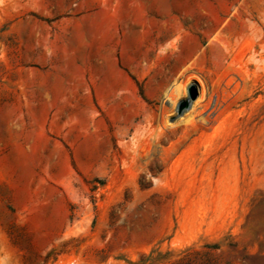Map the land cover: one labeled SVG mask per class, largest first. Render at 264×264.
I'll use <instances>...</instances> for the list:
<instances>
[{
  "label": "rangeland",
  "instance_id": "obj_1",
  "mask_svg": "<svg viewBox=\"0 0 264 264\" xmlns=\"http://www.w3.org/2000/svg\"><path fill=\"white\" fill-rule=\"evenodd\" d=\"M155 258L264 264V0H0V264Z\"/></svg>",
  "mask_w": 264,
  "mask_h": 264
},
{
  "label": "trees",
  "instance_id": "obj_2",
  "mask_svg": "<svg viewBox=\"0 0 264 264\" xmlns=\"http://www.w3.org/2000/svg\"><path fill=\"white\" fill-rule=\"evenodd\" d=\"M211 248H213V249H218V248H220V245L217 244V243H215L214 245H211ZM162 260H163V259L155 258V259H153V260L151 261L150 264H159L160 262H162ZM189 260H190V259H188V257H184V258L182 259V262H187V261H189Z\"/></svg>",
  "mask_w": 264,
  "mask_h": 264
},
{
  "label": "water",
  "instance_id": "obj_3",
  "mask_svg": "<svg viewBox=\"0 0 264 264\" xmlns=\"http://www.w3.org/2000/svg\"><path fill=\"white\" fill-rule=\"evenodd\" d=\"M196 98V89H194L193 99Z\"/></svg>",
  "mask_w": 264,
  "mask_h": 264
},
{
  "label": "bare ground",
  "instance_id": "obj_4",
  "mask_svg": "<svg viewBox=\"0 0 264 264\" xmlns=\"http://www.w3.org/2000/svg\"><path fill=\"white\" fill-rule=\"evenodd\" d=\"M119 18L121 19V15L118 13Z\"/></svg>",
  "mask_w": 264,
  "mask_h": 264
}]
</instances>
